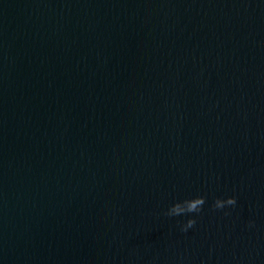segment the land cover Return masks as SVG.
<instances>
[{
  "label": "water",
  "instance_id": "obj_1",
  "mask_svg": "<svg viewBox=\"0 0 264 264\" xmlns=\"http://www.w3.org/2000/svg\"><path fill=\"white\" fill-rule=\"evenodd\" d=\"M0 264H264V0H0Z\"/></svg>",
  "mask_w": 264,
  "mask_h": 264
},
{
  "label": "clouds",
  "instance_id": "obj_2",
  "mask_svg": "<svg viewBox=\"0 0 264 264\" xmlns=\"http://www.w3.org/2000/svg\"><path fill=\"white\" fill-rule=\"evenodd\" d=\"M206 204V197L203 195H197L192 198L177 201L172 204L166 212L163 214L167 217L185 216L188 214L199 215L203 211V207ZM237 204V198L235 196H228L227 198H216L211 205L213 210H223L226 207H235ZM225 212V215H228ZM197 221L194 216H190L185 222L179 225L180 231L186 233L189 229L194 228ZM254 226V222H249V227Z\"/></svg>",
  "mask_w": 264,
  "mask_h": 264
}]
</instances>
